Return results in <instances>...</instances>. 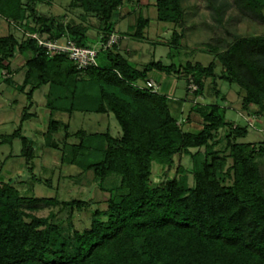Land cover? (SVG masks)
I'll return each instance as SVG.
<instances>
[{
  "label": "trees",
  "instance_id": "trees-1",
  "mask_svg": "<svg viewBox=\"0 0 264 264\" xmlns=\"http://www.w3.org/2000/svg\"><path fill=\"white\" fill-rule=\"evenodd\" d=\"M43 1L51 0H0V16L28 35L19 41L13 33L0 34V77L4 69L11 71L17 52L29 54L19 89L31 85L30 100L37 89L48 86L51 113H112L121 128L118 135L110 129L72 133L67 124L66 138L74 136L78 141L62 151L61 159L83 172L92 170L101 186L112 176L119 178V185L109 189L106 209H94L89 227L66 236L60 223L28 216L22 209L26 203L57 204L56 198L23 196L12 182L0 178V264H264V180L254 161L257 153L264 154V141H240L249 133L248 124L228 121L225 107L218 102L196 100L204 96L210 78L215 95L225 100L218 88V79H223L239 85L242 110L263 116L264 35L236 38L216 52L220 74L215 61L176 65L153 60L139 68L120 51L119 41L104 48L125 0L73 1L85 13L99 17L101 30L95 41L90 40L86 25H63L56 16L40 14L37 4ZM232 2L264 22V0ZM155 6L160 21L181 24L182 0H156ZM149 24V17L139 16L132 27L133 38L145 39ZM35 33L96 46L98 65L79 70L66 53L49 56L31 36ZM181 38L175 31L171 45L180 47ZM152 70L185 77L188 92L191 78L197 84L187 117L173 97L140 84H146ZM190 113L200 117L199 130L184 129L192 119ZM29 117L27 112L22 120ZM61 124L51 119L47 127L45 140L54 149L58 145L50 138ZM221 129H225V149L217 148ZM16 138L21 139L22 156L31 162L34 141L21 133V126L5 135L1 144ZM184 154L191 159L188 169L175 160ZM155 165L162 168L157 182ZM175 166L176 174L171 176ZM187 171L193 175V185ZM63 204L71 210L90 205L83 199Z\"/></svg>",
  "mask_w": 264,
  "mask_h": 264
},
{
  "label": "rangeland",
  "instance_id": "rangeland-1",
  "mask_svg": "<svg viewBox=\"0 0 264 264\" xmlns=\"http://www.w3.org/2000/svg\"><path fill=\"white\" fill-rule=\"evenodd\" d=\"M73 1H43L37 4V8L40 14L58 17L63 25L69 23L86 25L90 40L95 41L101 30L99 17L85 13L81 8L74 6ZM155 3L156 0H134L132 2L125 0L127 9H124V6L121 7L123 18H118V14L114 17L116 30L125 36L120 51L124 53V49L128 46L127 52H131V56L136 60L139 68H143L145 64L153 60H159L165 64L175 63L176 65L188 60L199 61L203 65H209L215 61L216 72L220 74L222 65L218 61L216 52L224 51L236 38L264 35V22L239 10L232 0H182L185 15L180 25L160 21ZM220 14L222 19H219ZM141 15L150 18V24L145 29V39H128L126 32L129 30V26L132 23L135 24ZM175 31L182 34L181 46H177V48L171 45ZM8 33H13L19 41L28 36L24 35L22 28L6 23L5 19L0 16V34ZM28 57L29 54L24 55L17 52L12 58L10 66L12 72L4 69L2 77H0V178L12 182L23 196L56 198L57 204L48 205L45 202H37L34 206H29L26 203L22 209L28 216L46 217L51 222L60 223L63 233L67 236L71 235L75 229L83 230L89 227L96 207L107 208L108 199L111 196L109 189H114L119 185V178L112 176L101 186L92 170L83 172L76 165L63 164L62 151L70 149L72 143L78 141L74 136L66 138V125L70 126L72 133L79 129H86L89 132H102L110 129L114 135H118L121 128L112 113L100 114L80 111L72 114L60 111L51 113L46 97L49 91L48 86L37 89L30 100L28 91L31 85H28L23 91L19 89V86L24 82L26 69L23 65ZM172 74L177 80L174 97L192 104L195 95L188 92L186 78L177 73ZM161 75L156 71L151 72V76L160 81L165 77L164 74L163 77ZM206 81L204 96L198 97L196 100L202 103L218 102L225 107L228 121L241 125L248 124L249 133L240 138V141L253 143L264 141V115L261 117L253 114L242 115V95H239L242 91L239 85L218 79V88L229 100L225 102L221 96L215 95L212 79ZM157 82L159 83V81ZM140 84L145 85V81H140ZM160 92L164 93L162 88ZM30 103H32L31 107H29ZM27 112L31 117L22 120ZM51 119L62 122L59 131L53 133L50 138L51 143L58 145V148L55 149L48 146L45 140ZM187 124L188 122H185L184 129H187ZM20 126L21 133L34 141V159L29 163L22 156L21 139L16 138L11 144H1L5 135L12 134ZM194 129L191 130L195 131ZM224 132L225 129H221L217 134L218 139H222V142L217 146L218 149L226 147L227 140L224 137ZM196 150V148H192L193 152ZM175 160L176 163H182L186 169L191 167V159L187 154L181 157L176 156ZM254 161L259 166L264 180V154L257 153L254 156ZM161 169V166H154L153 178L155 182L159 180ZM170 174L171 176L176 174V166ZM185 175H187L189 183L193 185V175L188 171ZM71 199H83L90 205L82 209L71 210L63 204L64 201ZM26 219L30 220V217H26Z\"/></svg>",
  "mask_w": 264,
  "mask_h": 264
},
{
  "label": "built area",
  "instance_id": "built-area-1",
  "mask_svg": "<svg viewBox=\"0 0 264 264\" xmlns=\"http://www.w3.org/2000/svg\"><path fill=\"white\" fill-rule=\"evenodd\" d=\"M31 36L38 40V43L43 48H45L49 56L60 53L68 54L69 58L75 62L79 70H86L90 67L98 65L97 55L99 49L96 46H81L77 44L76 41L70 38H43L38 33L32 34ZM119 38L120 36H118L117 34H111L106 44H104V48L112 47L113 44L118 43ZM144 86L150 88L154 92L161 91L160 84L153 78H149ZM188 87L190 89V92H194L198 88L197 84L192 78L190 79Z\"/></svg>",
  "mask_w": 264,
  "mask_h": 264
},
{
  "label": "crops",
  "instance_id": "crops-1",
  "mask_svg": "<svg viewBox=\"0 0 264 264\" xmlns=\"http://www.w3.org/2000/svg\"><path fill=\"white\" fill-rule=\"evenodd\" d=\"M126 5V4H125ZM125 5H124V9L126 8L125 7ZM127 9V8H126ZM121 11H122V9L121 10H119V14H118V18H123V13H121ZM128 13V12H127ZM115 21V20H114ZM134 26V23H132L130 26H129V30L126 32L127 33V35H126V37L129 39V38H133V36H132V34H133V27ZM114 34H119L121 37L119 38V48L121 49V43H122V40H123V38L125 37V36H122L117 30H116V27H115V32H114ZM128 48V46L124 49V55L129 59V60H131L132 62H134L136 65H137V63H136V60L131 56V52L129 53V52H127V49ZM134 49V48H133ZM133 52H135V50H133ZM153 71H156V72H159V73H161L162 75V77H163V74L165 75V77H164V79L162 80L161 79V81L160 80H158L156 77H154V76H151V72H153ZM150 73H149V78H154V79H156L157 81H159V83L161 84V88L163 89V92H164V94H166V95H168V96H170V97H173L174 98V100L176 101V103L177 104H182V109H183V111H184V114H183V116L184 117H187L188 115H189V111H190V109H191V106H192V104H190V102L189 101H187L186 103L184 102V103H182V99H176L175 97H174V95H175V90H176V86H177V80H176V78L174 77V75L173 74H167V73H164V72H161V71H159V70H152ZM157 74V73H156ZM155 74V75H156ZM239 94V93H238ZM225 95V94H224ZM239 95H242V97H243V92H240V94ZM225 102H228L229 100H228V98H227V96L225 95ZM190 105V106H189ZM188 107V108H187ZM254 107V106H253ZM241 109H242V104H241ZM243 111V113H242V115H246V114H248V115H252V114H250V113H248L247 111H244V110H242ZM191 114V113H190ZM191 117H192V119L191 120H188L187 122H188V124H187V129H189V130H191L192 128H195L194 130L196 131V130H199V128L201 127V125H200V123H199V118H197L198 117V115L197 114H195V113H192L191 114Z\"/></svg>",
  "mask_w": 264,
  "mask_h": 264
}]
</instances>
